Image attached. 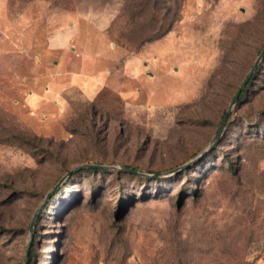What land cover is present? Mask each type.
Segmentation results:
<instances>
[{
  "label": "rangeland",
  "instance_id": "1",
  "mask_svg": "<svg viewBox=\"0 0 264 264\" xmlns=\"http://www.w3.org/2000/svg\"><path fill=\"white\" fill-rule=\"evenodd\" d=\"M263 46L264 0H0V264H264L263 59L214 140Z\"/></svg>",
  "mask_w": 264,
  "mask_h": 264
},
{
  "label": "water",
  "instance_id": "2",
  "mask_svg": "<svg viewBox=\"0 0 264 264\" xmlns=\"http://www.w3.org/2000/svg\"><path fill=\"white\" fill-rule=\"evenodd\" d=\"M264 55V46L261 48L258 56L256 57L254 63H253V66L251 68V70L248 72V74L245 76L244 80L242 81V83L239 85L238 89L236 90L235 94L233 95L230 103H229V108H227V110L225 111V113L223 114V117L221 119V122L219 124V127L216 131V134L214 136V140H216L226 122V119H227V115H228V112H229V109L230 107L235 103V101L237 100L240 92L242 91V89L244 88V86L246 85V83L248 82L250 76H251V73L253 71V69L256 67V65L258 64V62L262 59ZM211 145H209L208 147H205L203 150H201L198 154H196L190 161H188L186 164H183V165H180L178 166L177 168L175 169H180V168H183L187 165H189L192 161H194L195 159L199 158L203 153H205L209 148H210ZM83 166H104V167H114V168H117V169H122L124 171H128V172H134V173H137V174H144V175H154V173L152 174H148V173H145V172H141V171H138L134 168H131V167H127V166H124V167H119V166H114V165H105V164H100V163H87V164H82V165H78V166H75L74 168L68 170V173H70V171H72L73 169H76V168H80V167H83ZM155 174H158V173H155ZM58 183H56L52 188L51 190L46 194L45 198L43 199L42 203L40 204V206L38 207V210L44 205V203L46 202L47 198L50 196V193L51 191L56 187ZM126 212V209L121 211L120 213V216L124 215V213Z\"/></svg>",
  "mask_w": 264,
  "mask_h": 264
},
{
  "label": "trees",
  "instance_id": "3",
  "mask_svg": "<svg viewBox=\"0 0 264 264\" xmlns=\"http://www.w3.org/2000/svg\"><path fill=\"white\" fill-rule=\"evenodd\" d=\"M262 59L264 60V55H263ZM248 82H249V80H248ZM248 82H247V83H248ZM247 83H246V85H247ZM246 85L244 86V88L246 87ZM244 88H243V89H244ZM243 89H242V91H243ZM242 91H241V92H242ZM241 92H240V93H241ZM239 95H240V94H239ZM202 155H203V154H202ZM202 155H201V156H202ZM192 162H193V161H192ZM192 162H191V163H192ZM100 164H101V163H100ZM189 165H190V164H189ZM83 167H84V166H83ZM88 167H104V166H88ZM80 168H81V167H80ZM125 209H126V212H127L128 209H129V205H125V206L122 208L121 211H123V210H125ZM121 211H120V213H121ZM126 212L124 213V215L126 214ZM124 215H122V216H124ZM119 216H120V214H119Z\"/></svg>",
  "mask_w": 264,
  "mask_h": 264
}]
</instances>
